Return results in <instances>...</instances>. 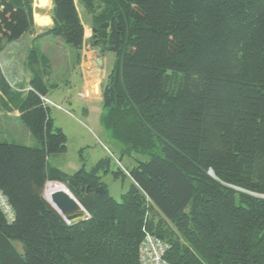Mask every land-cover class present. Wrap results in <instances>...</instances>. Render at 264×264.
I'll return each instance as SVG.
<instances>
[{"label":"trees","instance_id":"1","mask_svg":"<svg viewBox=\"0 0 264 264\" xmlns=\"http://www.w3.org/2000/svg\"><path fill=\"white\" fill-rule=\"evenodd\" d=\"M80 2L116 60L100 93L103 127L150 158L128 171L120 203L99 192L106 161L72 176L50 167L67 142L42 100L45 59L31 50L27 93L0 79V110L18 112L38 144L0 141V192L14 213L8 222L0 209V264H139L146 233L169 244L171 264H264V199L252 195L264 196V0ZM32 3L1 0L0 51L32 32ZM52 4L39 37L80 50L75 0ZM48 181L69 188L81 220L48 206Z\"/></svg>","mask_w":264,"mask_h":264},{"label":"rangeland","instance_id":"2","mask_svg":"<svg viewBox=\"0 0 264 264\" xmlns=\"http://www.w3.org/2000/svg\"><path fill=\"white\" fill-rule=\"evenodd\" d=\"M36 20L43 23L39 17H36ZM65 47L69 50L73 49L64 43ZM34 49L37 52L40 51L42 49L41 43H37ZM105 60L104 69L110 71L116 61L115 55L106 52ZM63 77L64 81H68V76L64 75ZM80 81V76L77 75L74 78L76 87L73 90H69V87L64 84L61 92L54 93L49 98L50 101L59 106L57 108L53 104H48L47 107L50 110L49 117L53 120L54 126L66 136L67 149L65 153L50 155L48 164L63 174L72 176L82 167L89 173L101 160L106 161L108 163L106 168L100 169L97 175L101 177L100 184L106 188L109 197L120 203L121 196L132 186L131 178L126 173L133 169L138 162L148 161L150 156L146 153L132 151L125 144L113 139L111 133L102 124V116L105 112L101 99L98 98L99 95L87 93V98H84L80 90ZM104 81L96 78L93 85L98 84L102 89ZM20 128H23L25 136ZM27 134L28 137H26ZM0 141L14 142L25 146L30 144H33L31 146H38L20 121H16L12 114L10 116L1 115V111ZM114 173L120 175L115 177ZM62 185L67 188L65 184ZM13 245L19 253H23V247L20 243L14 241Z\"/></svg>","mask_w":264,"mask_h":264},{"label":"crops","instance_id":"3","mask_svg":"<svg viewBox=\"0 0 264 264\" xmlns=\"http://www.w3.org/2000/svg\"><path fill=\"white\" fill-rule=\"evenodd\" d=\"M33 3L34 27L32 32L26 33L14 43L6 44L3 50L0 51L1 82L12 92L27 93L31 89L29 83L32 79L31 72L27 67V59L30 51L35 50V45L41 43L42 49L38 51V53L45 59L46 63L44 74L46 75L45 82L46 86H48V93L45 99L49 104H53L59 108V106L50 101L49 98H51L54 93L61 92L64 84L69 87V90H73L74 87H76V85H74V78H76L77 75L80 76L81 80L80 90L82 91V96L87 98V93L94 95V80L97 78L104 81L109 74V71L104 69L106 53H97L94 49V15L86 11L84 4H82L80 0H75L77 13L84 27V41L80 50H69L66 47L64 48L62 39L53 38L51 36L39 37L50 29L53 24L52 13L54 5L52 4V0H33ZM36 17L41 18V20L44 19L43 23L37 22ZM96 39L98 38L96 37ZM44 41L46 42L44 43ZM98 45L101 47L100 42ZM98 60L101 62L99 63ZM64 75L68 76V81H64ZM98 88L99 90L101 89L100 85ZM98 95V98L101 99V95ZM0 96H3L1 91ZM0 111L1 115L10 116L12 114L14 119L18 121V112L5 113L2 110ZM20 129V131L23 132V128ZM23 135L25 136V132H23ZM26 137H28V134ZM31 145L33 144L29 146Z\"/></svg>","mask_w":264,"mask_h":264},{"label":"water","instance_id":"4","mask_svg":"<svg viewBox=\"0 0 264 264\" xmlns=\"http://www.w3.org/2000/svg\"><path fill=\"white\" fill-rule=\"evenodd\" d=\"M96 32H97V29L94 28V30H93V34H94L93 38H95V42H94L95 48L94 49L97 53H100V52H102V49L98 45L99 40L96 39V37H97ZM100 62L101 61H99V63ZM95 86H98V84H96ZM209 175H210V177L214 178V175L212 172H209ZM47 183L48 182H46V184L44 185L43 200H45L44 199V192L46 190L45 187H46ZM49 183H54L57 185L62 184V183H59L56 181L55 182H49ZM233 189L237 192L238 191L243 192V190H241L240 188L233 187ZM99 192H100V194L105 193L106 190L104 189L103 186H101L99 188ZM252 195L257 197V198L264 199V196L259 197V196L254 195V194H252ZM49 200H51V204L46 201L48 206L53 211H55L64 220V222H66L67 224L81 220L84 217V215L86 214V211L82 207L81 203L78 202V200L74 198V196L71 194L69 189L65 190L63 188H59V186H55V190L50 195Z\"/></svg>","mask_w":264,"mask_h":264},{"label":"built area","instance_id":"5","mask_svg":"<svg viewBox=\"0 0 264 264\" xmlns=\"http://www.w3.org/2000/svg\"><path fill=\"white\" fill-rule=\"evenodd\" d=\"M42 100L45 105L49 104L45 98H42ZM0 209L5 214L8 222H11L14 218V213H12L11 207L1 192ZM142 242L139 248V264H171L166 260L170 248L166 241L149 234L146 235Z\"/></svg>","mask_w":264,"mask_h":264},{"label":"bare ground","instance_id":"6","mask_svg":"<svg viewBox=\"0 0 264 264\" xmlns=\"http://www.w3.org/2000/svg\"><path fill=\"white\" fill-rule=\"evenodd\" d=\"M44 20V19H43ZM93 93H94V95H96V96H98V94H99V88H98V86H95L94 88H93ZM55 186H59V188H63V189H65V190H67V188L66 187H64L62 184L61 185H57V184H54V183H47V185H46V187H45V192H44V199L48 202V203H50L51 204V200H49V198H50V195L52 194V192L55 190ZM261 199V198H260ZM150 234V233H149ZM148 233H146L145 234V236H144V238L146 237V235H149ZM150 235H152V234H150ZM144 238H143V240H144ZM142 240V241H143ZM143 243V242H142ZM141 243V244H142ZM167 243V242H166ZM141 244H140V246H141ZM168 244V243H167ZM169 245V244H168ZM140 246H139V248H140ZM138 253H139V250H138Z\"/></svg>","mask_w":264,"mask_h":264}]
</instances>
